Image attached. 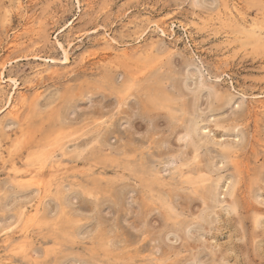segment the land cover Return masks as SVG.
<instances>
[{
    "label": "rangeland",
    "instance_id": "rangeland-1",
    "mask_svg": "<svg viewBox=\"0 0 264 264\" xmlns=\"http://www.w3.org/2000/svg\"><path fill=\"white\" fill-rule=\"evenodd\" d=\"M263 16L264 0H0V110L21 102L0 112V264H264Z\"/></svg>",
    "mask_w": 264,
    "mask_h": 264
},
{
    "label": "bare ground",
    "instance_id": "bare-ground-1",
    "mask_svg": "<svg viewBox=\"0 0 264 264\" xmlns=\"http://www.w3.org/2000/svg\"><path fill=\"white\" fill-rule=\"evenodd\" d=\"M13 1V0H12ZM17 3V2H16ZM15 3V4H16ZM20 3V2H19ZM23 3V2H22ZM227 3V2H226ZM230 3V2H229ZM15 6V5H14ZM17 6V5H16ZM226 6H228V5H226ZM231 6V5H230ZM236 6V5H235ZM210 7H212V6H210ZM237 8V7H236ZM2 9H4V8H2ZM22 9H24L23 7H22ZM209 9V8H208ZM230 9V8H229ZM233 9V8H232ZM19 11H20V9H19ZM25 11V10H24ZM221 11V10H220ZM223 11V10H222ZM235 11V10H234ZM240 11V10H239ZM2 12V11H1ZM21 12V11H20ZM211 12V11H210ZM215 12H217V11H214V13ZM260 12V11H259ZM263 12V11H262ZM12 13V12H11ZM237 13V12H236ZM250 13V12H249ZM256 13H257V11H256ZM261 13V12H260ZM20 14V13H19ZM26 14V13H25ZM208 14H209V12H208ZM217 14V13H216ZM238 14H239V12H238ZM245 14H246V11H245ZM255 14V13H254ZM262 15H263V13H261ZM211 15V14H210ZM222 15V14H221ZM258 15V14H257ZM4 16V15H3ZM9 16V15H8ZM12 16V15H11ZM20 16V15H19ZM251 16V15H250ZM22 17V16H21ZM222 17H224V15L222 16ZM221 17V18H222ZM225 17L227 18V16L225 15ZM244 17H245V15H244ZM253 17V16H252ZM259 17V16H258ZM264 17V16H263ZM263 17H261V18H263ZM23 18V17H22ZM212 18H213V15H212ZM211 18V19H212ZM214 18H215V16H214ZM217 18V17H216ZM260 18V19H261ZM241 19V18H240ZM253 19V18H252ZM252 19H250V20H252ZM264 19V18H263ZM262 19V20H263ZM219 20H220V18H219ZM217 21V20H216ZM215 21V22H216ZM243 21V20H242ZM261 21V20H260ZM10 22V21H9ZM30 22V21H29ZM214 22V21H213ZM212 21H211V26H213L214 25V23H213ZM4 23V22H3ZM6 23V22H5ZM213 23V24H212ZM219 23L221 24L222 22H220L219 21ZM224 23V22H223ZM27 24V23H26ZM188 24V23H187ZM217 24V23H216ZM70 25V24H69ZM182 25V24H181ZM184 25V24H183ZM210 25V24H209ZM230 25V24H229ZM68 26V25H67ZM66 26V27H67ZM72 26V25H71ZM148 26H150V25H148ZM152 26V25H151ZM173 26H174V23H173ZM188 26V25H187ZM196 26V28H197V24L195 25ZM217 26V25H216ZM262 26H263V24H262ZM70 27V26H69ZM138 27V26H137ZM155 27H156V25H155ZM162 27V26H161ZM218 27V26H217ZM230 27V26H229ZM68 28V27H67ZM71 28V27H70ZM143 29H145L144 27H142ZM159 29H160V27H158ZM163 28V30H165L164 29V26L162 27ZM162 28H161V30H162ZM183 29H184V27H182ZM186 29H187V27H185ZM234 28V27H233ZM69 29V28H68ZM73 28H71V30H72ZM157 29V28H156ZM171 29V28H170ZM174 29V28H173ZM232 29V28H231ZM240 29V31L241 32H244L245 33V37H247L246 39H247V41L248 42H246V44H252L251 46H253V47H258L257 45L262 41V36L261 35H259V33L257 32L258 31V29H261L258 25H256V24H251V25H249L248 27L246 26V27H241V28H239ZM16 30V29H15ZM70 30V29H69ZM138 30V29H137ZM146 30V29H145ZM155 30V29H154ZM25 31V30H24ZM94 31V30H93ZM103 31H105V29L103 28ZM136 31V30H135ZM148 31V30H147ZM157 31V30H156ZM167 31V30H166ZM229 31V30H228ZM6 32V31H5ZM74 32V31H73ZM88 32V31H87ZM158 32V31H157ZM64 33H65V31H64ZM102 33V32H101ZM104 33V32H103ZM108 33V32H107ZM165 33V32H164ZM168 33V32H167ZM18 34V33H17ZM71 34V33H70ZM73 34V33H72ZM83 34V33H82ZM88 34H89V32H88ZM106 34V33H105ZM229 34V33H228ZM231 34H232V30H231ZM67 35V34H66ZM162 35V34H161ZM167 35V34H166ZM230 35V34H229ZM7 36V35H6ZM57 36V35H56ZM68 36H70V35H68ZM67 36V37H68ZM79 36V35H78ZM105 36V35H104ZM120 36V35H119ZM84 37H86V36H84ZM115 37V36H114ZM140 37V36H139ZM232 37H233V34H232ZM234 37H235V35H234ZM236 37H238V35L236 36ZM18 38V37H17ZM16 38V39H17ZM57 38V37H56ZM66 38V37H65ZM106 38H107V36H106ZM112 38V37H111ZM138 38V37H137ZM144 38V37H143ZM13 39H15V38H13ZM70 39H71V36H70ZM69 39V40H70ZM109 39V38H108ZM120 39V38H119ZM234 39V38H233ZM77 40V39H76ZM98 40V39H97ZM139 40L141 41V39L139 38ZM235 41H236V39H234ZM18 41V40H17ZM56 41V40H55ZM54 41V42H55ZM66 41V40H65ZM64 41V42H65ZM72 41V40H71ZM77 41H79V40H77ZM121 41V40H120ZM96 42H98V41H96ZM100 42V41H99ZM110 42H112V39H111V41ZM110 42H109V45H111L110 44ZM116 42V41H115ZM237 42V41H236ZM15 43H17V42H15ZM55 43H57L58 45L57 46H59V48H61L62 50H63V56H64V59L63 60H65V61H67L68 60V51H69V49H68V51H67V49L65 48V46H64V44L61 42V41H59V40H57V42H55ZM105 43V42H104ZM120 43V42H119ZM137 43H138V41H137ZM237 43H239V42H237ZM71 44V43H70ZM69 44V45H70ZM114 44V43H113ZM116 44V43H115ZM114 44V45H115ZM124 44V43H123ZM123 44L121 43V45L123 46ZM151 44V43H150ZM153 44V43H152ZM155 44V43H154ZM66 45V44H65ZM68 45V46H69ZM99 45V44H98ZM101 45H102V43H101ZM106 45V44H105ZM117 45V44H116ZM125 45V44H124ZM238 45V44H237ZM241 45V44H240ZM8 46H10V45H8ZM16 46H17V44H16ZM68 46H67V48H68ZM103 46V45H102ZM112 46V45H111ZM158 46V45H157ZM241 46H243V45H241ZM244 46H246V45H244ZM70 47V46H69ZM114 47H116V46H114ZM119 47H120V45H119ZM138 48H139V46H137ZM147 49H148V47L147 46H145ZM248 47V46H247ZM263 47H264V45H263ZM104 48H105V46H104ZM104 48H103V50H104ZM113 48V47H112ZM123 48V47H122ZM121 48V49H122ZM155 48V47H154ZM108 49V48H107ZM160 49V48H159ZM165 49V48H164ZM258 49H259V47H258ZM99 50V49H98ZM115 50H117V49H115ZM257 50V49H256ZM261 50V49H260ZM264 50V49H263ZM97 51V50H96ZM118 51V50H117ZM116 51V52H117ZM144 51V50H143ZM151 51V50H150ZM166 51V50H165ZM113 52V51H112ZM125 52V51H124ZM123 51H122V53H124ZM139 52V51H138ZM160 52V51H159ZM99 53H100V51H99ZM104 53V52H103ZM102 53V54H103ZM106 53H108V52H106ZM118 53V52H117ZM161 53V52H160ZM95 55H98L97 53L95 54ZM94 55V56H95ZM104 55V54H103ZM106 55V54H105ZM91 56H92V54H91ZM101 57H102V55H100ZM107 56V58H109L108 57V55H106ZM105 56V57H106ZM115 56V55H114ZM85 57V56H84ZM116 57V56H115ZM88 58V57H87ZM89 58H91V57H89ZM102 59H103V57H102ZM70 61V60H69ZM10 62V61H9ZM12 62V61H11ZM10 62V63H11ZM5 63V62H4ZM64 63H66V62H64ZM7 63H5V65H6ZM5 65L3 64L2 66H1V69H2V71H1V74H3L4 72H3V69L5 68ZM54 65V64H53ZM8 66V65H7ZM39 69V68H38ZM41 70V69H40ZM160 70V69H159ZM6 71V70H5ZM46 71V70H45ZM51 72V71H50ZM49 72V73H50ZM53 72V71H52ZM6 73V72H5ZM36 74V73H35ZM5 77V76H4ZM3 79V78H2ZM1 80V79H0ZM6 81H10V82H13V84H14V87L17 85V79L15 80V78L14 79H12V78H7V80ZM33 81V80H32ZM2 82V81H1ZM5 82V81H4ZM130 84H131V82H130ZM139 84V83H138ZM34 85V84H33ZM123 86H126L125 84H122ZM140 85V84H139ZM29 86V85H28ZM31 86V85H30ZM121 86V85H120ZM136 86V85H135ZM4 87V86H3ZM141 87H139V89H140ZM6 89V88H5ZM32 89V88H31ZM138 89V88H137ZM142 89V88H141ZM7 90V89H6ZM15 90H17V89H15ZM13 91V90H12ZM18 92V91H17ZM216 93V92H215ZM10 94V96H8V98H7V100H6V103H5V105H3V107L1 108V110H0V112L2 113V112H5V113H8L9 115H12V116H14V117H16V116H18V113H19V111H20V109H21V105L19 104V103H21L20 101L19 102H16L17 100L14 98V94L12 93H9ZM220 94V93H219ZM18 95V94H17ZM215 95V94H214ZM213 95V96H214ZM212 96V97H213ZM175 97V96H174ZM194 97V96H193ZM1 98V97H0ZM34 98V97H33ZM15 99V100H14ZM20 100V99H19ZM257 101V100H256ZM261 101V100H260ZM259 103V102H258ZM254 104V103H253ZM262 105V107H264V103H261ZM259 105V104H258ZM254 106V105H253ZM258 107V106H257ZM249 108V107H248ZM250 109V108H249ZM252 109L253 108H251L250 109V111H252ZM255 109V108H254ZM257 110L259 109V108H256ZM261 110H263V109H261ZM254 111V110H253ZM259 111V110H258ZM21 113V112H20ZM259 114V113H258ZM192 115V114H191ZM195 115V114H194ZM194 115H192L191 117H194ZM261 115V114H260ZM3 116V115H2ZM12 116H10V117H12ZM8 117V116H7ZM9 117V118H10ZM198 117V116H197ZM196 116H195V118H197ZM256 117V116H255ZM254 117V118H255ZM258 117V116H257ZM195 118H193V119H195ZM247 118V117H246ZM11 119V118H10ZM9 119V120H10ZM192 119V120H193ZM250 119V118H249ZM195 121H196V119H195ZM237 123V122H236ZM5 124V123H4ZM197 125H198V123H197ZM263 125V124H262ZM192 126V125H191ZM194 126H196L195 124H194ZM2 128V127H1ZM7 128H9V127H7ZM196 129H197V127H195ZM199 128V127H198ZM3 130V129H2ZM58 130H60V129H58ZM57 130V131H58ZM189 132V131H188ZM194 132H195V130H194ZM196 132H197V130H196ZM195 132V133H196ZM194 133V134H195ZM199 133V132H198ZM5 134V133H4ZM197 134V133H196ZM19 136L21 135L20 133L18 134ZM26 135V134H25ZM198 135V134H197ZM17 136V135H16ZM205 136V135H204ZM6 137H7V135H6ZM67 137V136H66ZM65 137V138H66ZM198 137V136H197ZM200 137V136H199ZM198 137V138H199ZM203 137V136H202ZM206 137V136H205ZM205 137H203V138H205ZM3 138V137H2ZM8 138V137H7ZM193 138H195L196 139V137H193ZM197 138V139H198ZM199 139H201V138H199ZM198 139V140H199ZM189 140V139H188ZM239 140V139H238ZM240 140H242V139H240ZM24 141V140H23ZM53 141L54 140H50V141H48V142H46V143H48L46 146H44L39 152H37L36 154H34L33 155V152L32 153H29V155L30 154H32L33 155V161L32 160H30L31 162H30V164H29V166H36V168L34 167V169L35 170H37V171H32V172H34V174L33 173H31L30 175H28V179H29V181H30V183H35L36 185H37V189L39 188V187H41V186H43L44 185V183H43V181L45 180H43V179H41V177H40V179L38 178V174H39V170L42 168V166H44V164L53 156L54 157V155H53V153H52V155H51V152L53 151H51L50 152V145H53L54 146V144H53ZM189 141H191V140H189ZM195 142L197 141V140H194ZM13 142V141H12ZM57 142V141H56ZM60 142V141H59ZM59 142H58V146H59ZM194 142V143H195ZM198 142V141H197ZM202 142V141H201ZM204 142V141H203ZM235 142H236V140H235ZM189 143V142H188ZM234 143V142H233ZM232 143V144H233ZM16 144V143H15ZM20 144V143H19ZM56 144V143H55ZM199 144V143H198ZM229 144V148H231V152L230 153H232V154H234L233 152L235 151L234 149H232L233 147L231 146V144H230V142H226V145H228ZM18 145V144H17ZM41 146H42V144H40ZM190 145V144H189ZM200 145V144H199ZM202 145V144H201ZM200 145V146H201ZM220 145H222V144H220ZM225 145V146H226ZM63 146V145H62ZM192 146V145H191ZM225 146H224V149H225ZM231 146V147H230ZM18 147V146H17ZM39 147V146H38ZM52 147V146H51ZM11 148H12V146H11ZM57 149V148H56ZM61 149V148H60ZM60 149H58V150H60ZM223 149V148H222ZM240 149V148H239ZM238 149V150H239ZM57 150V151H58ZM232 150H234L233 152H232ZM55 151V150H54ZM53 151V152H54ZM224 152H226V151H224ZM236 153H237V151H236ZM241 153H243V152H241ZM55 154V153H54ZM228 154V153H227ZM241 155V154H240ZM31 156V155H30ZM264 156V155H263ZM29 157V156H28ZM53 157H52V159H53ZM25 158V157H24ZM196 158V157H195ZM230 158V157H229ZM231 158H233V157H231ZM54 159H55V157H54ZM235 159H236V156H235ZM119 160V159H118ZM175 160V159H174ZM229 160V159H228ZM234 160V159H233ZM23 161H24V159H23ZM229 161H231V160H229ZM49 162H51V161H49ZM126 162V161H125ZM173 162H175V161H173ZM256 162V161H255ZM254 162V163H255ZM172 163V162H171ZM236 168L238 167V162L237 161H233V162H231ZM165 164V163H164ZM168 164V163H167ZM181 164V163H180ZM246 164V163H245ZM48 165V164H47ZM50 165V164H49ZM53 166V165H52ZM166 166V165H165ZM172 166V165H171ZM245 166V165H244ZM26 167H28V166H26ZM201 167V166H200ZM49 168V167H48ZM129 168V167H128ZM183 168V167H182ZM202 168V167H201ZM201 168H200V170H201ZM13 169V168H12ZM11 169V170H12ZM26 169V168H25ZM44 169V168H43ZM42 169V170H43ZM46 169V168H45ZM112 169H113V167H112ZM164 169V168H163ZM162 169V170H163ZM173 169V168H172ZM52 170V169H51ZM161 170V169H160ZM159 170V171H160ZM242 170H243V167H242ZM246 170V169H245ZM13 171H15L14 169H13ZM16 171H19V170H16ZM11 172V171H10ZM239 172V171H238ZM238 172L236 173V174H238ZM8 173H9V171H8ZM30 173V172H29ZM158 173V172H157ZM173 173V172H172ZM178 173V172H177ZM12 174V173H11ZM19 174V173H18ZM144 174V173H143ZM208 174V173H207ZM157 175V174H156ZM26 176V175H25ZM239 176V175H238ZM237 176V177H238ZM21 177V176H20ZM48 177V176H47ZM46 177V178H47ZM181 177V176H180ZM183 178V177H182ZM187 178V177H186ZM185 178V179H186ZM191 178V177H190ZM19 179V178H18ZM17 179V180H18ZM21 179V178H20ZM19 179V180H20ZM57 179V178H56ZM62 179V178H61ZM184 179V180H185ZM187 179H189V178H187ZM186 179V180H187ZM238 179V178H237ZM236 179V180H237ZM16 180V179H15ZM18 180V181H19ZM24 180H25V178H24ZM43 180V181H42ZM151 180V179H150ZM181 180V179H180ZM192 180V179H191ZM212 180V179H211ZM235 180V181H236ZM21 181H23V179H21ZM26 181H27V178H26ZM49 180H47V182H48ZM55 181V180H54ZM57 181V180H56ZM231 181V179L229 180V182ZM53 182V181H52ZM63 182V181H62ZM179 182V181H178ZM182 182V181H181ZM190 182H192V181H190ZM189 181H188V183H190ZM213 182V181H212ZM217 182H219V180L217 181ZM229 182L227 183V184H229ZM238 182V181H237ZM14 183V182H13ZM55 183V182H54ZM57 183H58V181H57ZM193 183V182H192ZM202 183H204V182H200V184H202ZM231 183H232V181H231ZM236 183V182H235ZM234 183V184H235ZM15 184V183H14ZM25 184V183H24ZM27 184V183H26ZM217 184H219V183H217ZM217 184H216V186H217ZM57 185V184H56ZM59 185V184H58ZM183 185V184H182ZM185 185V184H184ZM194 185H195V183H194ZM226 185V184H225ZM224 185V186H225ZM18 186V185H17ZM27 186V185H26ZM28 186H29V184H28ZM190 186V185H189ZM208 186V185H207ZM214 186V185H213ZM212 186V187H213ZM219 186V185H218ZM232 186V185H231ZM235 186V185H234ZM234 186H232V187H234ZM53 187V186H52ZM226 187H228L227 185H226ZM226 187L224 188V189H226ZM33 188V187H32ZM47 188H49V187H47ZM190 188V187H189ZM195 188H197L196 186H195ZM211 188V187H210ZM210 188H208L209 190H210ZM237 188V187H236ZM42 189H43V187H42ZM45 189V188H44ZM58 189V188H57ZM218 189V188H217ZM52 190V189H51ZM208 190V191H209ZM229 190V189H228ZM49 191V190H48ZM54 191V190H53ZM55 191H57V190H55ZM234 191V190H233ZM237 191H238V189H237ZM1 192V191H0ZM51 192V191H50ZM215 192V194H216V190L214 191ZM213 192V193H214ZM224 192H226V191H224ZM240 192V191H239ZM238 192V193H239ZM42 193V192H41ZM44 193H45V191H44ZM228 193V192H227ZM229 193H230V191H229ZM243 193V192H242ZM56 195V193H53V195ZM45 195H46V193H45ZM57 195H59V193H57ZM209 195V194H208ZM228 195H231V194H228ZM233 195V194H232ZM241 195V194H240ZM34 196V195H33ZM211 196V195H210ZM243 196V195H242ZM58 197V196H57ZM230 197V196H229ZM207 198H209V196L207 197ZM212 198H213V196H212ZM211 198V199H212ZM231 199H232V197H230ZM240 199H241V197H239ZM210 199V198H209ZM208 199V200H209ZM210 199V200H211ZM215 199V198H214ZM235 199V198H234ZM237 199V198H236ZM166 202V201H165ZM205 202V201H204ZM166 205H167V202H166ZM236 205V204H235ZM234 205V206H235ZM36 206V205H35ZM239 206V205H238ZM237 206H235V208H236ZM34 208V207H33ZM21 209H23L24 210V208L22 207ZM37 209V208H36ZM171 209V208H170ZM29 210V209H28ZM172 210V209H171ZM234 210V209H233ZM37 211H38V209H37ZM27 212V211H26ZM32 212V211H31ZM35 211L33 210V213H34ZM39 212V211H38ZM172 212V211H171ZM25 213V212H24ZM16 214H18V212L16 213ZM37 214V213H36ZM20 215H21V213H20ZM26 215V214H25ZM25 215H24V217H25ZM40 215V214H39ZM30 217V219L31 218H34V217H31V214L29 215ZM17 217H18V215H17ZM17 217H16V219H17ZM20 217V216H19ZM27 218V217H26ZM33 220V219H32ZM18 221V220H17ZM28 221V220H27ZM42 221H44V220H42ZM16 222V221H15ZM25 222V221H24ZM40 222H41V220H40ZM17 223V222H16ZM33 223H34V220H33ZM14 224V223H13ZM25 224H26V222H25ZM29 224H31V223H29ZM28 224V225H29ZM38 224V223H37ZM40 224V223H39ZM8 225V224H7ZM12 225V224H11ZM15 225H17V224H15ZM22 225V224H21ZM24 225V224H23ZM27 225V224H26ZM25 225V226H26ZM40 225H42V224H40ZM34 226V225H33ZM3 227L5 228V226L3 225ZM28 227V226H27ZM17 228H19V227H17ZM21 228V227H20ZM33 228V227H32ZM38 228H40V227H38ZM1 229V228H0ZM11 229H12V227H11ZM22 229H25V228H23L22 227ZM4 229H2L1 231H3ZM28 230V229H27ZM26 230V231H27ZM0 231V232H1ZM19 231V230H18ZM28 232V231H27ZM30 232V231H29ZM32 232V231H31ZM25 233V232H24ZM30 235V234H29ZM25 236V235H24ZM5 238H7V237H5ZM10 240V239H9ZM23 241H25V240H23ZM8 242V241H7ZM6 242V243H7ZM11 242H12V240H11ZM14 242V241H13ZM20 242V241H19ZM11 244H13V243H11ZM22 244V243H21ZM6 245V244H5ZM7 246V245H6ZM10 246V245H9ZM21 246V245H20ZM22 246H24V244L22 245ZM14 247V246H13ZM4 248V247H3ZM25 248V247H24ZM2 249V248H1ZM5 249V248H4ZM8 249V248H7ZM18 249V248H17ZM26 249V248H25ZM12 250H14V249H12ZM22 250H24V249H22ZM33 250V249H32ZM20 251V250H19ZM18 251V252H19ZM31 251V250H30ZM22 252V251H21ZM23 253H25L24 251H23ZM22 253V254H23ZM33 253H35V252H33ZM1 254V253H0ZM21 254V253H20ZM19 254V255H20ZM21 254V255H22ZM26 255H28L27 253H25ZM18 255V256H19ZM24 255V254H23ZM35 255H38V253L37 254H35ZM3 256V255H2ZM14 256V255H13ZM16 256V255H15ZM25 256V255H24ZM24 256H23V258H24ZM32 257V256H31ZM33 257H35V256H33ZM0 259H2V257L0 258ZM7 259V258H6ZM13 259H15V258H13ZM26 259V258H25ZM28 259V258H27ZM6 261V260H5ZM4 261V259H3V263L5 262ZM6 263V262H5ZM14 264V263H13Z\"/></svg>",
    "mask_w": 264,
    "mask_h": 264
}]
</instances>
